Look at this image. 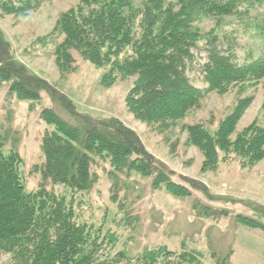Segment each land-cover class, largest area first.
Masks as SVG:
<instances>
[{"label":"trees","instance_id":"obj_1","mask_svg":"<svg viewBox=\"0 0 264 264\" xmlns=\"http://www.w3.org/2000/svg\"><path fill=\"white\" fill-rule=\"evenodd\" d=\"M43 1L0 0V13L25 17ZM229 16L259 20L255 26L264 34V0H141L139 5L134 0H81L55 22L52 33L62 39L53 54L59 71L69 70L72 51L101 68L99 82L104 88L133 77L125 97L127 110L157 132L166 133L198 109L210 93L222 95L234 87L258 83L264 86V43L258 56L249 54L250 59L238 62L228 49L221 48L222 38L194 25L199 18ZM196 64L202 87L189 76ZM0 84L6 85L9 95L31 105L39 103L42 92L48 93L76 123H69L52 108L41 110V119L53 128L43 133V159L34 166L40 182L31 191L25 189L20 175L21 158L10 130L0 128V264H204L200 252L183 244L180 249L147 247L132 256L117 245L124 232L129 233L126 243L130 241L137 221L125 205L132 176L178 198L190 197L193 190L207 194L206 185L190 177L174 181V173L119 119L93 120L78 114L56 86L15 59L1 29ZM251 102L252 97L236 99L214 128L210 123L183 125L186 143L202 153L201 172L214 171L228 154L238 157L247 169L264 158V125L253 121L231 138ZM99 160L109 164L110 197L117 209L111 222L117 232H103L102 225L79 212L83 195L97 180L93 167ZM121 190L124 196L119 198ZM192 210L199 217L213 219L223 213L198 202ZM234 221L264 229L241 214ZM229 253L222 258L212 254L213 263L231 264Z\"/></svg>","mask_w":264,"mask_h":264},{"label":"rangeland","instance_id":"obj_2","mask_svg":"<svg viewBox=\"0 0 264 264\" xmlns=\"http://www.w3.org/2000/svg\"><path fill=\"white\" fill-rule=\"evenodd\" d=\"M80 1L45 0L25 17L0 13V29L11 44L15 59L31 73L56 86L72 101L78 114L93 120L119 119L138 135L156 160L174 173V181L180 183L183 177H190L206 185L208 191L205 194L193 190L190 197L178 198L163 189L153 190L146 179L132 176L134 178L128 181L125 205L137 221L130 241L126 243L129 233L124 232L117 249L124 248L132 256L147 247L166 245L170 249H180L183 244L200 252L204 264H214L212 254L222 258L230 254L229 250L231 264H264V229L234 221V216L241 214L264 227V158L247 169L241 167L238 157L228 154L214 171L201 172L202 153L186 143L187 133L183 130V125L196 123H210L214 128L231 110L235 100L243 97H252V102L231 138L253 121L264 125L263 84L246 85L241 89L234 87L222 95L210 93L201 106L191 111L174 129L159 133L136 119L126 108L125 97L133 77L104 88L99 82L103 70L74 51L69 70L59 71L53 51L62 37L52 33V29L59 15ZM140 2L134 0V5ZM256 23L260 21L229 16L219 20L199 18L194 25L204 33L212 31L222 38L221 48L228 49L241 62L250 59L249 54L256 57L261 52L264 34L256 28ZM197 70L196 64L189 76L196 86L202 87L204 83L199 81ZM60 104L59 100L42 92L39 103L31 105L29 101L9 95L6 85L0 84V128L10 130L21 158L20 175L27 191L34 190L40 182V174L34 171V166L43 159L40 148L43 133L53 128L41 119V110L52 108L60 117L76 124L73 116ZM108 169L109 164L101 160L93 167L97 180L91 191L83 195L79 212L95 225H102L103 232H117L111 222L117 209L110 197ZM123 196L124 192L118 191V197ZM194 202L217 209L223 212L222 216L215 219L199 217L192 210Z\"/></svg>","mask_w":264,"mask_h":264}]
</instances>
